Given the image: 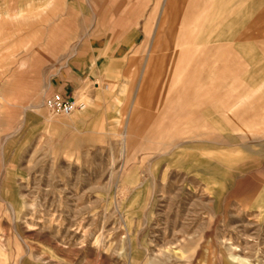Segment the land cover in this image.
I'll use <instances>...</instances> for the list:
<instances>
[{"label":"rangeland","instance_id":"1","mask_svg":"<svg viewBox=\"0 0 264 264\" xmlns=\"http://www.w3.org/2000/svg\"><path fill=\"white\" fill-rule=\"evenodd\" d=\"M206 1L224 77L129 124L165 0H0V264H264V0Z\"/></svg>","mask_w":264,"mask_h":264},{"label":"crops","instance_id":"2","mask_svg":"<svg viewBox=\"0 0 264 264\" xmlns=\"http://www.w3.org/2000/svg\"><path fill=\"white\" fill-rule=\"evenodd\" d=\"M188 2V0H165L161 21L156 27L154 45L143 65L139 80L138 93L133 106L136 107V112L130 118L129 124L139 120L138 106L142 102L148 107L167 105L174 101L179 93L185 100L188 87L185 81H195V85L199 87L202 85L201 79L205 76L208 77V93L211 94L210 89L216 84L213 79L224 77L218 72L225 66L226 60L219 53L226 49L227 44L224 41L216 42L221 40L222 35L215 34V31H204L205 26L210 25L207 18L200 23L201 18L205 16L203 6L207 1L192 0L191 4ZM221 11L218 10V14ZM258 13L255 19L257 23L264 19V10ZM211 15L214 16V11L210 12ZM238 40L239 38L237 44ZM97 63L98 61L95 62ZM193 64L195 66H192ZM74 85L72 81L61 80L54 88L63 95L71 97L74 94ZM207 102L213 110L220 112L228 110L229 107L226 103L216 104L212 98L207 99Z\"/></svg>","mask_w":264,"mask_h":264},{"label":"built area","instance_id":"3","mask_svg":"<svg viewBox=\"0 0 264 264\" xmlns=\"http://www.w3.org/2000/svg\"><path fill=\"white\" fill-rule=\"evenodd\" d=\"M48 107L53 114H70L76 109V101L62 93L54 94L47 99Z\"/></svg>","mask_w":264,"mask_h":264},{"label":"bare ground","instance_id":"4","mask_svg":"<svg viewBox=\"0 0 264 264\" xmlns=\"http://www.w3.org/2000/svg\"><path fill=\"white\" fill-rule=\"evenodd\" d=\"M77 103V102H76Z\"/></svg>","mask_w":264,"mask_h":264}]
</instances>
